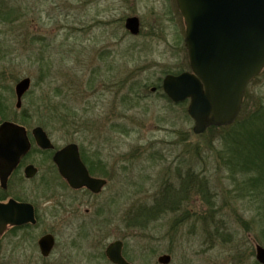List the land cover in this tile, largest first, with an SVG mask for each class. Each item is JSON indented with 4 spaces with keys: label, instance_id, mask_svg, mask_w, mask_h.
<instances>
[{
    "label": "rangeland",
    "instance_id": "obj_1",
    "mask_svg": "<svg viewBox=\"0 0 264 264\" xmlns=\"http://www.w3.org/2000/svg\"><path fill=\"white\" fill-rule=\"evenodd\" d=\"M129 16L140 20L138 35L125 27ZM184 34L175 0H0V113L48 120L56 148L76 140L115 164L118 178L97 200L81 197L80 212L103 202L119 215L118 226L103 222L101 234L91 226L71 234L64 211L71 204L61 201L69 192L43 156L40 220H62L60 245L46 258L8 230L0 237V264H110L104 250L117 239L132 264H159L162 254H171L170 264H260L264 191L233 164L240 157L228 150L231 128L194 133L188 102L172 101L162 88L166 74L189 70ZM24 77L31 86L17 109L14 88ZM246 96L233 124L264 105V73ZM182 181L192 184L185 213L177 207L134 219L143 206L183 194Z\"/></svg>",
    "mask_w": 264,
    "mask_h": 264
},
{
    "label": "water",
    "instance_id": "obj_2",
    "mask_svg": "<svg viewBox=\"0 0 264 264\" xmlns=\"http://www.w3.org/2000/svg\"><path fill=\"white\" fill-rule=\"evenodd\" d=\"M176 3L185 23L184 45L190 70L168 74L163 80L164 91L175 102L190 99L188 114L194 120V133L201 134L211 126L230 125L241 112L249 83L264 69V0H176ZM125 27L137 35L139 18L128 17ZM30 85V77L16 84L17 107ZM34 134L41 147H54L42 127L35 128ZM3 144L0 140L1 175L11 160L4 157ZM13 144L17 143L8 142V147ZM54 161L74 188L88 187L98 193L106 184L103 179L89 176L75 143L58 150ZM27 221L35 222L31 206L0 203V233L8 223ZM53 245L54 237L45 235L40 240L43 255L48 256ZM122 249L123 242L116 240L107 247L106 255L115 264H131ZM256 258L264 264L261 245L256 246ZM158 261L168 264L171 256L161 255Z\"/></svg>",
    "mask_w": 264,
    "mask_h": 264
},
{
    "label": "flooded vegetation",
    "instance_id": "obj_3",
    "mask_svg": "<svg viewBox=\"0 0 264 264\" xmlns=\"http://www.w3.org/2000/svg\"><path fill=\"white\" fill-rule=\"evenodd\" d=\"M16 88V85H15ZM14 88L15 96H16V108L21 109L23 103L20 107H17V95L16 90ZM8 115L0 113V134L3 147L6 148V155L4 156L6 159H11L9 164L3 168V172L1 175L0 172V203L2 204H9L10 202H15L18 204H24V206H31L33 210V215L35 218V222L27 221L22 224H11L8 223L3 231L0 233V237H2L8 230H13L17 232V239L21 241V244L30 245L32 249H36L39 253H42V249L40 246V240L45 235H52L54 237V245L51 248L49 255L44 257L49 258L51 257L57 247L60 245V241L57 236V228L60 226L61 219H53L49 221L50 226L47 224L41 225V213H40V194H39V182H40V158L45 156V159L51 162V171L49 172L50 175H55L56 181L60 182L61 188L66 189L69 193L65 197L62 196L61 201L67 202L71 204L64 210L66 212L65 221L67 222L68 229L71 232H85L88 230V227H94L97 229V234H101L105 232L102 228L103 222L110 223L113 226H118L119 224V215L116 212H113V209H103V202L100 205L96 204L97 208H86L83 213L80 212V208L84 205V200L82 201L80 198L85 197L89 202L92 200H97L102 194L106 191L107 186L110 182L116 180L118 178L117 167L110 166L109 162H106L103 157L96 156L93 153V149L91 145L88 147L81 146L77 143L76 140H71L67 144L63 145L62 147L56 148L54 142L50 137V132H47V135L51 139L54 147L53 148H43L38 144L37 137L34 134V130L41 125L38 122H35L32 117L28 115H23L22 113L16 112L15 115L11 117H6ZM32 127L30 128V126ZM3 127V129H2ZM8 142H13L17 144H13L8 147ZM23 143V145L18 144ZM76 143L78 146L79 157L81 162L83 163L84 167L86 168L89 176L95 179H104L107 181L106 186L99 192L95 193L91 189L87 187L82 188H74L72 187L67 179H65L59 169L57 164L54 161L55 153L60 150L61 148L65 147L68 144ZM22 148V149H21ZM10 152H9V151ZM89 151L92 153L89 155L87 152ZM95 157V159H94ZM97 162H94L96 161ZM98 160H101L100 162ZM105 162H104V161ZM100 164V166H99ZM30 185V187H27ZM176 198V200L174 199ZM174 199V200H173ZM60 201L59 207L62 206V202ZM160 201V200H159ZM174 201H177L176 204H173ZM153 206V207H152ZM150 205L149 211L153 215L156 214L160 215L163 213H171L177 210L179 207V192L171 195L170 201L166 203H159L157 205ZM25 210V208H22ZM179 209V208H178ZM113 212V213H112ZM47 226V227H45ZM72 234V233H71ZM103 236V235H102ZM100 239H103L100 238ZM34 244V245H33ZM110 244V243H109ZM107 244V246L109 245ZM106 246V247H107ZM106 250V248H105ZM104 250V253H105ZM67 252L64 251V254ZM123 255L125 259L129 261L126 257L123 247ZM109 261V260H108ZM110 262V261H109ZM110 264H114L110 262ZM132 264V263H131Z\"/></svg>",
    "mask_w": 264,
    "mask_h": 264
},
{
    "label": "trees",
    "instance_id": "obj_4",
    "mask_svg": "<svg viewBox=\"0 0 264 264\" xmlns=\"http://www.w3.org/2000/svg\"><path fill=\"white\" fill-rule=\"evenodd\" d=\"M166 72H173V71H164ZM179 72V71H178ZM177 72V73H178ZM264 73V72H263ZM139 83H136V85ZM123 83H121V86ZM131 88L133 86H130ZM140 92H137V95H139ZM247 94V93H246ZM247 96H245L246 99ZM245 103V102H244ZM244 106V105H243ZM243 110V108H242ZM242 113V111H241ZM249 123H257L258 125L255 127L254 130H248L247 126ZM41 126H43L46 130L50 131L51 129V123L48 120H43L42 122H39ZM224 128H231L232 133H228L230 135L229 139V144L231 143L232 145H227L228 150L230 155L232 156L235 155V152H239V157L240 159L237 161L238 163L233 164H241L243 170L247 171L249 173H252L255 178L253 182L255 183V186L258 187V190L260 192L264 191V154L263 156L262 153L264 151V105L257 110V112L252 113L251 115H248V117L245 118L242 122H238L233 124L232 126L229 127H219L213 129H224ZM248 130V131H247ZM244 133H247V135H244ZM260 139L261 143L257 139ZM261 144L262 146L258 145ZM263 148V150H259L258 152L256 151L257 148ZM232 150V151H231ZM180 187L183 189V194H179V211L183 210V213L186 212L185 207L181 206L182 203H186L190 201L188 197H186L184 194L187 192H190L191 185L192 184H186L185 181H182L179 183ZM256 188V187H255ZM264 193V192H263ZM204 197V196H203ZM161 202H168L166 198H162V200H156L155 205L161 203ZM153 207V206H152ZM143 210H140L136 213L137 217L134 219L137 220L139 218H143V220L147 217L145 214L149 212V206L141 208ZM144 211V213H143ZM142 214V215H141Z\"/></svg>",
    "mask_w": 264,
    "mask_h": 264
}]
</instances>
